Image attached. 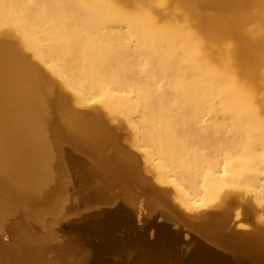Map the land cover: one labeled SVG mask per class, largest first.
<instances>
[{
    "label": "bare ground",
    "instance_id": "1",
    "mask_svg": "<svg viewBox=\"0 0 264 264\" xmlns=\"http://www.w3.org/2000/svg\"><path fill=\"white\" fill-rule=\"evenodd\" d=\"M109 189L185 255L264 264V0H0V264H82L65 223Z\"/></svg>",
    "mask_w": 264,
    "mask_h": 264
},
{
    "label": "water",
    "instance_id": "2",
    "mask_svg": "<svg viewBox=\"0 0 264 264\" xmlns=\"http://www.w3.org/2000/svg\"><path fill=\"white\" fill-rule=\"evenodd\" d=\"M76 153L81 154L80 151ZM79 179L78 185L87 191L91 185L98 182V178L87 170ZM84 198L79 203L78 212L81 209L86 210L85 217L71 227L65 225L66 228L73 229L79 226L82 230V264H140L146 249L158 243L178 251L177 255H181L185 264H193L196 261L215 264L206 250L195 249L187 255L181 253L179 233L166 219L159 220L156 215L145 216L141 223L137 224L129 215L128 206L118 195L107 199L104 205L94 209L91 207L94 203L86 204L83 202Z\"/></svg>",
    "mask_w": 264,
    "mask_h": 264
},
{
    "label": "rangeland",
    "instance_id": "3",
    "mask_svg": "<svg viewBox=\"0 0 264 264\" xmlns=\"http://www.w3.org/2000/svg\"><path fill=\"white\" fill-rule=\"evenodd\" d=\"M58 96H59V92L57 90H55V102H54V105L53 107L55 109H57V111L59 112L60 116L63 117V114H62V110L61 108L59 107L57 101H58ZM112 145H109V149ZM103 170H102V177H104L106 179V181H109L111 182L110 180V168L108 167H102ZM113 183V182H111ZM106 194V197H113L115 194H116V190H108ZM96 195H88L87 197H85L83 199V202L84 203H89L93 198H95ZM140 209L142 210L144 208V206L141 204H137ZM75 212H78L79 211V203L75 204L74 203V210ZM144 212V211H142ZM66 226H72L70 225L69 223H65ZM176 227V225H174ZM246 228H249V225L246 226ZM68 229H72V230H75L73 228H68ZM7 235V236H6ZM153 237V234L151 235ZM9 237L11 238L12 237V232L11 230H8L4 235H1L0 238L5 240V241H10L9 240ZM183 237L185 240H188L190 237H192V235L187 232L185 229L183 230ZM178 251H175L171 248V246H165L163 244H157V245H154L152 247H148L146 249V252L144 253L143 257L142 258H154L155 260L161 262V263H164V264H171V262L173 261V257L172 256H175L177 255ZM143 260V259H142ZM173 263V262H172Z\"/></svg>",
    "mask_w": 264,
    "mask_h": 264
}]
</instances>
